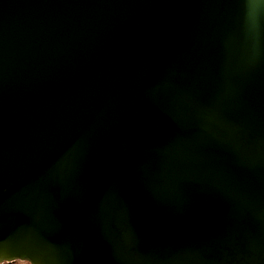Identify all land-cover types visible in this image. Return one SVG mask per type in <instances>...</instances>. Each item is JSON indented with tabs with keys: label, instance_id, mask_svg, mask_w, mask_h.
I'll use <instances>...</instances> for the list:
<instances>
[{
	"label": "water",
	"instance_id": "1",
	"mask_svg": "<svg viewBox=\"0 0 264 264\" xmlns=\"http://www.w3.org/2000/svg\"><path fill=\"white\" fill-rule=\"evenodd\" d=\"M264 264V0H0V263Z\"/></svg>",
	"mask_w": 264,
	"mask_h": 264
},
{
	"label": "flooded vegetation",
	"instance_id": "2",
	"mask_svg": "<svg viewBox=\"0 0 264 264\" xmlns=\"http://www.w3.org/2000/svg\"><path fill=\"white\" fill-rule=\"evenodd\" d=\"M0 264H30L27 259L15 258L11 261H3Z\"/></svg>",
	"mask_w": 264,
	"mask_h": 264
}]
</instances>
